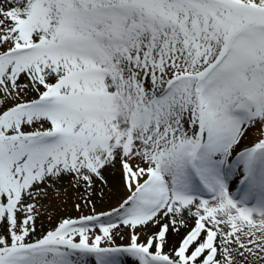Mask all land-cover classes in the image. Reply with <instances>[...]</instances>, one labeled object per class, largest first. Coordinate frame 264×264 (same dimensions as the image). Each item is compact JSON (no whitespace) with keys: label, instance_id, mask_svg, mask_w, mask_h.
Segmentation results:
<instances>
[{"label":"snow or ice","instance_id":"obj_1","mask_svg":"<svg viewBox=\"0 0 264 264\" xmlns=\"http://www.w3.org/2000/svg\"><path fill=\"white\" fill-rule=\"evenodd\" d=\"M126 257L264 264V0H0V264Z\"/></svg>","mask_w":264,"mask_h":264},{"label":"bare ground","instance_id":"obj_2","mask_svg":"<svg viewBox=\"0 0 264 264\" xmlns=\"http://www.w3.org/2000/svg\"><path fill=\"white\" fill-rule=\"evenodd\" d=\"M255 139L254 135L249 136V140L247 143H250L252 140ZM105 177L108 180V186H106L104 191V199L103 202H99L97 204V210H109L111 206L116 205L120 199V197L123 195V188L120 181V173L118 169L116 170H109L105 172ZM111 189V190H109ZM64 198V197H63ZM45 212V214L40 218L43 220L44 228L47 229L50 226L49 220L47 219L48 215H52L54 218H59L66 215H73V213L69 201H63L60 200H54L49 201L47 204V209L42 210ZM38 226L40 224V220H38ZM178 239L177 236L173 235L170 237V243H174ZM120 243H124L126 241H118ZM128 258H124V264H129L130 261H128ZM127 262V263H126Z\"/></svg>","mask_w":264,"mask_h":264},{"label":"rangeland","instance_id":"obj_3","mask_svg":"<svg viewBox=\"0 0 264 264\" xmlns=\"http://www.w3.org/2000/svg\"><path fill=\"white\" fill-rule=\"evenodd\" d=\"M247 142H248V141H247ZM247 142H246V143H247ZM63 201H69V205H70V207H71L73 213H74L75 215H78V213H76L75 210H74V208H73V205H74L75 203H78V202H79V200L77 199V193H76L75 189H70V190L67 192V194L64 196ZM85 211H87V209H85ZM126 258H127V257H126ZM128 261H130L129 264H133V261H132L131 258H128L127 262H128ZM127 262H126V263H127Z\"/></svg>","mask_w":264,"mask_h":264}]
</instances>
